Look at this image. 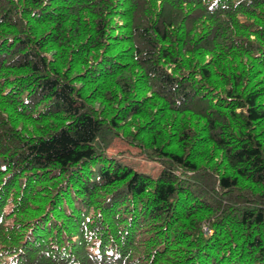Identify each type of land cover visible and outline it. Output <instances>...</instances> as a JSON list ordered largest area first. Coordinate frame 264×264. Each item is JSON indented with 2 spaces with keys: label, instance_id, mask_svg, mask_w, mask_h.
I'll use <instances>...</instances> for the list:
<instances>
[{
  "label": "trees",
  "instance_id": "1",
  "mask_svg": "<svg viewBox=\"0 0 264 264\" xmlns=\"http://www.w3.org/2000/svg\"><path fill=\"white\" fill-rule=\"evenodd\" d=\"M0 264H264V0H0Z\"/></svg>",
  "mask_w": 264,
  "mask_h": 264
},
{
  "label": "rangeland",
  "instance_id": "2",
  "mask_svg": "<svg viewBox=\"0 0 264 264\" xmlns=\"http://www.w3.org/2000/svg\"><path fill=\"white\" fill-rule=\"evenodd\" d=\"M107 153L119 157L133 168L157 175L161 164L156 159L146 157L137 146L130 145L124 139L115 137L107 147Z\"/></svg>",
  "mask_w": 264,
  "mask_h": 264
}]
</instances>
